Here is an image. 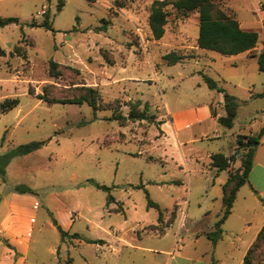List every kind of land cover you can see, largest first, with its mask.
I'll return each instance as SVG.
<instances>
[{"label": "rangeland", "instance_id": "rangeland-1", "mask_svg": "<svg viewBox=\"0 0 264 264\" xmlns=\"http://www.w3.org/2000/svg\"><path fill=\"white\" fill-rule=\"evenodd\" d=\"M153 1L0 0V16L19 20L0 27V48L5 51L0 55V104L6 98L19 100L7 111L0 106V227L17 217L23 232L30 231L22 246L23 264L119 261L118 254L112 257L108 251L106 236L125 217L132 220L128 227L136 221H154L156 209L148 206L147 195L160 207L176 201L180 207L188 204L185 225L190 226V215L206 196L204 187H211L216 177L207 154L233 155L238 167L246 149L240 145L234 152L236 136L256 133L264 124V97L259 96L264 72L258 70L254 55L264 46V0H214L239 19L243 29L259 34L250 54L224 55L207 49L212 61L171 65L163 55L183 53V46L195 44L198 13L183 17L168 5L164 35L155 39L148 25ZM45 11L53 29L30 27L31 21L43 22ZM102 18L106 29L97 30L104 24ZM50 60L62 65L57 78L48 74ZM203 74L215 80L214 89ZM197 82L202 86L198 88ZM82 83L100 91L98 110L86 103H48L40 97L65 99ZM217 87L238 103L232 128L208 119L200 124H211L209 138L196 141L189 140L196 126L177 131L178 141L172 129L166 127V134L160 131V121L184 120L187 107L208 99V93L215 102ZM133 107L145 117H130ZM117 114L127 118L118 121ZM213 124L219 128V138L212 137ZM31 141L43 144L7 163L1 159ZM254 147L256 163L263 164L264 139ZM87 179L110 189H99ZM19 185L32 192L17 191ZM108 194L113 198L110 203ZM263 205L264 171L255 165L237 193L231 218H247L252 226L264 223ZM2 237L7 240L4 233ZM2 249L0 241V259Z\"/></svg>", "mask_w": 264, "mask_h": 264}, {"label": "crops", "instance_id": "crops-1", "mask_svg": "<svg viewBox=\"0 0 264 264\" xmlns=\"http://www.w3.org/2000/svg\"><path fill=\"white\" fill-rule=\"evenodd\" d=\"M182 51L183 54H188V52L191 51V55L189 54V57L186 55L185 59L181 62L190 60L198 61L199 59L212 61L214 57H211L212 55L208 54L209 50L198 47L197 37L194 45L191 47L183 46ZM251 51L240 53L250 54ZM260 51H258V53ZM196 84L198 88L202 86L199 82ZM217 93L218 97L215 102L211 100L213 95L208 93V99L197 101L189 105L185 110L188 116L184 120L180 122L175 120H170L169 122L163 121L158 124L160 131L166 134V127L172 129L173 136L175 140L178 141L177 131L189 128L190 126H196V128L193 129L192 137L189 140L196 141L203 139L204 137L209 138L207 127L211 124L200 123L207 121L208 119H214L217 121L218 117L226 114L223 93L218 90ZM164 106L165 111L170 118L169 106L167 104ZM176 114L177 113H175V115ZM219 125L221 124L219 123ZM213 126L215 127L216 124H213ZM212 132L214 133L212 137H220L221 133L219 128L215 127ZM258 132H250L244 135H256ZM263 139L264 133L258 143L254 146L261 144ZM237 147L238 145L236 144L234 152ZM211 154L213 153L209 152L207 154L209 158ZM224 155L230 156L226 154ZM256 157V150H254L253 164L248 175V180L255 165L259 166L264 171V163H256ZM209 164L212 166L211 159ZM234 164V162L231 164V167L234 169L240 166L239 164L238 167H235ZM215 175L216 177L212 179L211 187L207 185L204 187V191L206 192V196L203 197L204 201L198 202L197 209H195L192 212V215H190V226L186 227L185 225L186 218L188 217L186 216L188 204L186 207H180V204L176 201L171 207H161L164 213V221L169 218L172 211L175 212L173 221L167 227H164L163 231H160V229L149 228V225L158 223L157 210L156 219L154 221H136L135 225L128 227V222H131L132 220L125 217L119 223L118 227H111V232L106 236L105 245L108 248V251L112 254V257L115 256V254H118L117 257L119 261L109 264H243V257L247 249L255 240L257 233L261 227L264 226V223L252 226L247 218H231L235 213V198L230 214L221 224V236L215 242L209 239L206 236V233L214 229V224L220 218L223 211L222 185L227 180L228 170L215 168ZM17 197L20 200L22 198L20 195ZM115 209L122 210V207H117ZM178 212L180 213L178 214ZM20 220L21 219L14 217L13 222L10 225L7 223L0 227V233H4L7 236V240L3 237L0 238V241L3 243L0 264H23V261H20V259H23L22 254L24 253L22 246L26 245L30 237V231L25 230L23 232L22 221ZM33 220V218H30L31 222H33ZM70 222L72 223L73 221L70 220ZM183 231L185 232L184 235H182ZM26 233L29 236L27 240ZM7 244L13 246L14 249ZM263 262L260 264H264Z\"/></svg>", "mask_w": 264, "mask_h": 264}, {"label": "trees", "instance_id": "trees-1", "mask_svg": "<svg viewBox=\"0 0 264 264\" xmlns=\"http://www.w3.org/2000/svg\"><path fill=\"white\" fill-rule=\"evenodd\" d=\"M93 1V0H89ZM171 7L183 17L188 16L191 12L198 13V36H197V45L199 48L209 49L217 51L224 55H234L244 51H251L257 45L259 34L253 30H246L240 26L239 21L229 13L225 12L221 8L216 6L214 0H154L150 6L149 15H148V25L152 36L155 39H160L165 32V24L167 23L169 11L167 6ZM264 9V4H262ZM44 20L40 24H36L34 21L29 23L30 27L41 26L48 30H52V24L49 22L48 17L49 13L44 12ZM103 25L97 28V30L106 29V20L102 18ZM19 20L14 16H0V27H4L10 23H18ZM5 51L3 48H0V55H4ZM19 55L25 56V53H19ZM256 56L257 68L259 71L264 72V46ZM186 55L176 51H169L163 55V59L167 64H175L181 62L185 59ZM60 65L58 62L50 60L48 64V74L51 77L57 78L61 75ZM74 71L78 72V69L69 67ZM203 79L207 86L210 89H214L217 84L214 79L203 74ZM51 86V85H48ZM44 88V93H46V87ZM74 93L65 99L57 100L54 98H48L46 94L40 95L48 103H75L83 104L86 103L91 106L95 111L100 107V91L90 85L82 83L80 86H74ZM217 90L223 93L224 97V107L226 114L217 118V121L226 128H231L234 122V119L237 115L238 103L236 98L229 94L228 92L222 90L220 87H217ZM31 90L29 89V93ZM264 97V88L263 91L259 94ZM19 103V100L16 98H6L1 102V111H7L16 107ZM143 111H135L134 107L130 110L129 114L132 118L143 119ZM264 113V109H263ZM127 116L117 114L114 116V119L121 121L126 119ZM161 123V121H160ZM264 133V125L260 128L259 132L256 135H243L239 134L236 137L238 147L242 145L245 147V155L240 159V166L236 169L231 167V164L234 162V156H225L223 153L217 152L210 155L211 165L220 170H228V177L225 183L222 185V202H223V211L220 218L215 222L214 229L207 232L206 236L215 242L222 234L221 224L228 217L231 212L233 202L236 198V194L239 188L248 182V175L253 164L254 156V145L261 138ZM43 141H31L25 144H21L15 149L8 152L1 159L4 163H7L12 156L19 154H27L33 150H36L41 147ZM88 182L92 183L95 187L109 191L110 187L105 184H100L93 181L92 179H87ZM16 190L25 193L32 192V190L25 186L19 185L16 187ZM148 201L147 204L149 207H153L158 211V223L149 225L150 229H160L163 231L164 227H167L174 219L175 212L172 211L169 218L164 221V213L158 203L152 201L147 195ZM113 201V198L110 194L107 196V203ZM264 226L261 227L255 240L247 249L244 257L243 264H260L264 261Z\"/></svg>", "mask_w": 264, "mask_h": 264}, {"label": "built area", "instance_id": "built-area-1", "mask_svg": "<svg viewBox=\"0 0 264 264\" xmlns=\"http://www.w3.org/2000/svg\"><path fill=\"white\" fill-rule=\"evenodd\" d=\"M35 205H37V202H35Z\"/></svg>", "mask_w": 264, "mask_h": 264}, {"label": "water", "instance_id": "water-1", "mask_svg": "<svg viewBox=\"0 0 264 264\" xmlns=\"http://www.w3.org/2000/svg\"><path fill=\"white\" fill-rule=\"evenodd\" d=\"M58 228H60V227H58Z\"/></svg>", "mask_w": 264, "mask_h": 264}]
</instances>
